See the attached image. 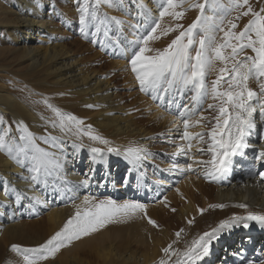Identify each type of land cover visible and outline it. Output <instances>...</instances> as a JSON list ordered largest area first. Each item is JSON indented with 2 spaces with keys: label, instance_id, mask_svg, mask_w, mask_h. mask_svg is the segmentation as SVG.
I'll return each mask as SVG.
<instances>
[{
  "label": "bare ground",
  "instance_id": "bare-ground-1",
  "mask_svg": "<svg viewBox=\"0 0 264 264\" xmlns=\"http://www.w3.org/2000/svg\"><path fill=\"white\" fill-rule=\"evenodd\" d=\"M77 1L74 6V0H16L19 5L15 9L0 3V24L8 27L7 33L14 43V46L0 47V64L1 57L12 52L8 67L0 68V112L18 122L23 121L37 137L46 133L62 136L64 134L48 123L49 119H54V114L43 103L47 99L49 104L63 112L83 119L85 125H92L95 133L110 144L92 141L87 136L77 139L64 135L60 147L51 148L37 139L40 147L55 151L63 163L61 171L42 178L39 184L24 179L31 175L27 161L21 166L1 151L0 241L4 243L0 246V253L9 242L31 244L32 247L44 243L75 215L77 206L83 210L82 202L88 196L95 201L114 200L117 203L139 199L141 202L138 203L147 206L146 215L136 213L75 240L43 264H159L162 258H167L162 249L169 244L182 252L193 240L213 229H219L216 239L211 241L208 255L198 264H231L226 260L220 262L219 248H225L224 258L228 259L234 238L241 234L240 226L255 222H238L231 218L246 217L249 211L264 214V179L259 175L264 172V159H257L264 151V120H261L259 110L254 113L256 127L245 138L250 146L242 155L232 158L231 172L219 180L205 179L204 165L194 163L193 158L200 161L211 158V153L197 151V148L206 149L207 143L198 144L193 140L188 155L174 156L177 146H186L187 142L174 143L175 139H172L170 131L174 129L178 115L164 119L166 112L180 110L177 107L180 96L192 92L173 90L165 96L161 106L159 100L152 99L150 92H142L140 86L133 83L136 79L131 77L123 62L132 55V42L150 31L153 20L159 15L158 7L150 6L149 0L123 3L118 0L113 7L100 5L98 14L101 18L105 14L118 18L114 15L115 7L122 10V17H125L129 14V9L125 8L127 5L132 6L133 16L127 17L120 26L108 25L107 37L103 35V29L93 36L94 28L90 27L85 39L80 31ZM89 4L90 7L94 5V0H89ZM141 4L151 10L150 15ZM195 12L188 10L186 19H181L183 23L194 20L197 17ZM206 15L209 14L206 12ZM162 22L166 24L157 29L156 35L165 37L149 42L153 50L149 55L167 47L179 32L163 34L164 29L179 22L171 17H165ZM246 51L252 55L250 49ZM215 67L218 70L220 63L217 62ZM207 81L210 83L212 79ZM250 87L257 89L256 82L250 81ZM209 103L214 101L205 100L197 107L211 119L215 113L207 108ZM199 117L195 115L192 119ZM179 126L178 132H183V123ZM189 131L197 133L207 129L196 126ZM14 134L11 130V135ZM80 143L84 146H74ZM93 147L104 151L97 155L91 151ZM108 147L117 149L118 153L107 152ZM130 148L146 149L142 154L146 158L137 160L126 155ZM173 164L177 165L176 169H172ZM188 164L193 165L194 171L181 173L179 169ZM138 175L143 177L144 187L140 185ZM86 178L89 180L87 187L80 183ZM178 178L177 186L163 195ZM159 195L162 201L156 202ZM34 196H39L43 203H35ZM212 204L226 207L210 208ZM240 204L248 207L240 208L237 206ZM199 209L205 211L201 214ZM149 218L157 226L148 223ZM221 221L230 223L220 228ZM181 229L183 232L178 238L174 232ZM257 239L262 240L257 247L261 261L264 260V239ZM175 260L176 257L172 256L169 264ZM14 261L22 264V259L14 258Z\"/></svg>",
  "mask_w": 264,
  "mask_h": 264
},
{
  "label": "snow or ice",
  "instance_id": "snow-or-ice-1",
  "mask_svg": "<svg viewBox=\"0 0 264 264\" xmlns=\"http://www.w3.org/2000/svg\"><path fill=\"white\" fill-rule=\"evenodd\" d=\"M80 13L79 23L82 36L87 39L89 28H94L91 33L97 36L103 29V35L108 36V25L115 23L120 26L124 21L116 17H108L106 14L101 18L98 14V7L106 4L109 7L116 6L118 0H94V5L90 7L89 0H78ZM187 5V7H185ZM157 7L159 15L153 20L150 31L142 37H138L133 44L131 59L129 60L131 72L138 81L140 90L151 93L154 101L159 100L161 106L165 96L176 90L180 93L188 90L193 93L191 96V106L184 105L180 108L178 117L183 123L181 140L186 141L185 145H178L177 151L173 155H188L192 148V141L198 144L207 143V148H197L200 152L211 153V158L200 161L196 164H203L205 167V179L219 180L228 175L232 170L233 157L242 155L243 150L250 145L246 142V137L250 130L256 127L254 113L259 110L261 120H264V6L255 10L250 0H231L229 12H236L237 15L227 20V30L225 29V18H220L217 22L215 13L219 8L224 7L218 0H158ZM141 8L149 15L151 10L141 4ZM191 9H198L199 15L196 19L184 28L182 24H175L163 30V34L179 30V34L172 39L171 43L163 50H157L156 54L149 55L153 50L149 47V42L159 39L156 35L157 29L161 26V21L165 17L173 20H181L186 12ZM206 9H211L214 13L206 15ZM250 16L248 23L243 29L236 31L238 21L241 17ZM183 29V30H181ZM218 33L223 36L217 38ZM103 47V43L101 42ZM230 49V51H228ZM250 49L252 55L246 50ZM219 62L223 67L218 69L216 79L210 83L206 77L212 71H216V64ZM250 81H255L257 89L250 87ZM211 99L214 103H209L207 108L214 110L211 119L200 114L198 119L192 117L199 111L198 105H202L205 100ZM53 112L54 119H49L48 123L53 129H58L64 135H71L77 139L87 136L92 141L109 145L110 141L95 133L92 125H85L83 119L74 114L65 113L58 107L43 101ZM171 103V102H170ZM87 107H93L88 105ZM0 123H3L0 119ZM200 126L207 131L197 133L190 132L191 127ZM17 129L22 133L18 141L11 138V127L0 128V151L5 152L17 164H29V177L33 184H39L42 178L58 173L63 169L61 158L55 151H49L37 144V139L42 140L51 148H59L64 135L54 136L46 133L42 137H37L30 132L23 121L18 122ZM207 138V139H206ZM210 141V143H209ZM81 148L84 145L74 144ZM93 153H102L104 149L93 147ZM146 149L130 148L126 155L135 159L146 158L142 154ZM107 152L113 153L118 150L108 147ZM22 157V159H21ZM257 159H264V151L259 153ZM177 165L173 164L172 169ZM181 173L194 171L193 165L188 164L186 168L179 169ZM264 179V172L259 173ZM81 185L87 187L89 180H82ZM20 198L19 193L17 199ZM35 203L41 204L43 201L39 196H34ZM83 210L77 206L76 213L64 224V226L44 243L35 247H21L13 244L12 250L22 257V264H43V262L54 258L61 249L71 245L73 241L98 232L111 223L121 221L123 218L131 217L136 213L146 215V205L134 201L117 203L114 200L95 201L93 198L85 196L83 200ZM240 208H247L245 204L237 205ZM210 208H224V204H212ZM175 211V209H173ZM201 214L205 209H199ZM235 221H255L264 227V214L249 211L246 217H232ZM148 223L157 226L151 218ZM192 223V221H189ZM230 221H221L220 228L227 226ZM248 227V223H244ZM213 229L210 233H204L199 239L192 241L184 251L173 249L169 244L162 251L167 257L162 258L159 264H169L172 256L176 257L173 264H198L209 253V246L213 239H216V232ZM183 229L176 233L179 238ZM207 237V239H205ZM175 243V242H174ZM171 253V255H169ZM248 264H253L249 261ZM264 264V260L259 261Z\"/></svg>",
  "mask_w": 264,
  "mask_h": 264
},
{
  "label": "rangeland",
  "instance_id": "rangeland-1",
  "mask_svg": "<svg viewBox=\"0 0 264 264\" xmlns=\"http://www.w3.org/2000/svg\"><path fill=\"white\" fill-rule=\"evenodd\" d=\"M126 2L127 0H119V2ZM76 2V0H74V2H73V4ZM78 2V1H77ZM198 2H201V3H203L204 2V0H198ZM218 2L220 3V4H222L224 7H222V8H219L217 11H219L218 13L216 12L215 13V15H216V17H217V22H219V19L220 18H225V25H224V27H225V29L227 28V20H230V19H233L236 15H237V13L236 12H229L228 11V8L229 7H231V0H218ZM0 3L1 4H3L4 6H11L12 8H17L18 7V5H19V3H17L16 2V0H0ZM149 3H150V6H154V7H157V4H158V0H149ZM250 3L252 4V6H253V8L255 9V10H259V8L261 7V6H264V0H250ZM103 5V4H102ZM74 6H75V4H74ZM101 7V6H100ZM185 7H187V5H185ZM116 8V7H115ZM114 8V15L115 16H118V19H120V20H122V21H124V23H125V20H127V17L129 18L130 17V15H131V17L133 16V11H132V6L130 7V6H126L125 8H127V9H129L128 11H129V14H126L127 16H123L122 17V10H118V8L117 9H115ZM127 9H126V11H127ZM194 11H196L195 12V15L196 16H198L200 13H199V10H197V9H193ZM119 11V12H118ZM127 11V12H128ZM206 12L211 16V15H213L214 13L211 11V9H206ZM118 14H120V15H118ZM224 14H227V16H224ZM129 15V16H128ZM186 19V17L184 16V19H182V20H185ZM196 18H194V20H195ZM249 19H251V17L250 16H248V17H241L238 21H236L237 22V24H238V28H240V30L241 29H243L244 28V26L248 23V21H249ZM182 20H178V22H179V24H182L183 26H184V28H187V26L188 25H190L194 20H192V21H188V24H184L183 23V21ZM175 21H177V20H175ZM166 24V22H162L161 23V25H165ZM168 24V23H167ZM238 28L236 29V31L238 30ZM7 29H8V27H4L3 26V24L1 23L0 24V47H4V46H14V43H13V41H12V39L9 37V35H8V33H7ZM124 29V28H123ZM181 30H183V29H181ZM227 30V29H226ZM239 31V30H238ZM145 34V33H144ZM178 34H179V32H178ZM177 34V35H178ZM157 36H159V39H155L156 41H158V40H162L165 36L164 35H162V34H158ZM176 35H174L172 38H174ZM222 36H223V34H222ZM221 35H218L217 36V38L219 39L220 37H222ZM163 37V38H162ZM133 49V48H132ZM116 51V50H115ZM114 51V52H115ZM11 59H12V52H8V53H6L5 55H3L2 57H1V64H0V68H7L8 66H6L7 64H9V62L11 61ZM131 59V55L130 56H127V58L123 61L125 64H126V67L129 69V72H130V75H131V77L132 78H135V76H134V74L131 72V69H130V64H129V60ZM14 62L17 64L18 63V61H15L14 60ZM16 67V66H15ZM220 67H222V65L220 64ZM219 67V68H220ZM12 68H14V67H12ZM211 73V75L210 74H208V76L206 77V79L208 80L209 78H211L212 80H214V79H216V77L215 76H217L218 75V70H216V71H212V72H210ZM215 76H214V75ZM133 83L134 84H136V85H139V83H138V81L137 80H135V81H133ZM133 91V93H134V90H131L130 92H132ZM192 94V93H191ZM190 94V95H191ZM134 95H135V97L137 96L135 93H134ZM190 95H188V96H185V95H183V96H180V98L177 100V102L179 101L181 104H180V106H181V108L184 106V105H189V104H191L192 102H191V99L189 98V96ZM184 100V101H183ZM179 104V103H178ZM180 111V110H179ZM179 111H175V113H168V112H166V114H165V117H164V119H167V117L169 116V115H171V117L172 118H174V117H176L178 114L177 113H179ZM163 112H164V109H163ZM199 114H201V109L196 113V116H198ZM14 117H12V116H10V115H8V114H4V113H2V112H0V119H2V121H3V123H0V128H7V127H11V130L12 131H14L15 132V134L14 135H11V138H13V140L14 141H18V139H19V136L20 135H22V133L17 129V124H18V121L14 118ZM13 119V120H12ZM10 120V121H9ZM166 123V122H165ZM164 123V127L166 126V124ZM179 124H180V121H179V119L176 121V123H175V125H174V129H173V131H171L172 132V134L173 135H171L172 136V139H175L174 140V143L175 142H180L181 141V134H182V132H178V130H179ZM176 128H178V129H176ZM176 129V130H175ZM175 130V131H174ZM177 132V133H176ZM15 137V138H14ZM174 137H177V138H174ZM174 146V145H173ZM1 152V151H0ZM182 155H179V157H181ZM180 163V162H179ZM185 164H186V162H185ZM179 180H180V178H178L177 179V181H176V184L175 185H171V187L169 186V188L165 191V193L163 194V195H166L168 192H170V191H172V189L174 188V187H176L177 186V184H178V182H179ZM161 197V196H160ZM162 198V197H161ZM161 198H158L157 200H156V202H158V201H162V199ZM133 201H137V199H133ZM38 218V217H37ZM33 219H36V218H33ZM33 219H30V220H33ZM176 233V232H175ZM174 233V235L176 236V234ZM52 236V235H51ZM50 236V237H51ZM0 237H1V234H0ZM3 243L4 242H1L0 241V246H2L3 245ZM13 244H16V245H20L22 248L23 247H32L33 245H31V244H19V243H17V242H9V244H8V246L3 250V252L2 253H0V264H15L14 262V258H17V259H22V257H21V255L19 254V253H17V252H14L13 250H12V245ZM225 246V245H224ZM49 260H52V258H49Z\"/></svg>",
  "mask_w": 264,
  "mask_h": 264
}]
</instances>
